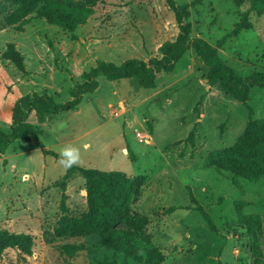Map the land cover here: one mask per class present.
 <instances>
[{
	"label": "rangeland",
	"instance_id": "rangeland-1",
	"mask_svg": "<svg viewBox=\"0 0 264 264\" xmlns=\"http://www.w3.org/2000/svg\"><path fill=\"white\" fill-rule=\"evenodd\" d=\"M73 1L87 6L82 8L90 14L71 31L15 0H0V129L11 131L20 98L47 91L58 103L69 102L71 91L86 82L84 75L99 62L148 63L180 34L181 24L167 0H98L92 11L91 0ZM175 2L187 9L184 24L191 28V40L200 38L217 48L243 78L264 72V13L251 11L250 2ZM65 15L77 14L65 9ZM246 15L251 27L239 30ZM96 81L98 88L83 94L77 110L49 114L44 123L35 111L29 116L43 131L39 140L46 150L58 155L71 143L81 150L80 165L68 173L34 140H16L0 154V227L32 231L38 254L12 249L0 264H105L104 258L114 254L116 264H139L105 246L95 247L98 236L81 243L87 250L76 261L61 250L81 245L79 238L55 235L62 202L72 217L88 210L81 169L122 171L142 183L133 209L147 223L140 236L148 242H138L144 257L159 250L162 264H254V238L241 225L235 204L244 201L245 214L261 217L257 239L264 251V179L247 183L209 164L242 135L250 111L255 119L264 118V87H254L249 105L239 102L209 85L208 68L193 49L172 74H158L153 89L141 88L135 78L99 76ZM195 204L203 206L216 232Z\"/></svg>",
	"mask_w": 264,
	"mask_h": 264
},
{
	"label": "trees",
	"instance_id": "trees-1",
	"mask_svg": "<svg viewBox=\"0 0 264 264\" xmlns=\"http://www.w3.org/2000/svg\"><path fill=\"white\" fill-rule=\"evenodd\" d=\"M27 9L38 12L41 17L58 20L61 26L71 31L89 15L82 6L73 0H15ZM87 3V0H85ZM98 0H91L88 7L92 8ZM237 6L247 2L251 4V11L262 15L264 13V0H231ZM169 6L175 11L178 22L181 24L180 34L175 41H168L160 47V58L151 59L148 63L138 59H130L120 66L114 63L99 62L84 75L85 83L78 84L71 91L72 100L58 103L47 91L42 94L24 96L18 100L13 109V123L10 132L0 129V154H5L9 146L16 140H34L43 148L47 155H59L45 149L39 140L43 131L29 122L30 114L35 111L39 122L44 123L47 115H57L63 112L77 110L83 94L95 91L98 88L96 79L106 77L109 81H120L135 78L143 89L156 87L157 75L160 73L172 74L186 53L193 49L196 56L208 68L209 85H217L225 94L249 105L254 87H264V72L253 71L248 77L239 76L227 63L224 56L207 41L196 38L191 40V28L185 23L187 9L177 7L175 0H167ZM65 9L75 15H65ZM86 11V13H85ZM67 23L68 25H66ZM248 15L237 27L239 30L250 28ZM11 56H8L9 58ZM250 111L249 121L242 135L229 148L219 150L210 161L209 166L218 171H228L238 179L247 183H257L264 179V118L255 119ZM73 168H76L75 166ZM71 168V169H73ZM68 170V173L71 171ZM86 179L88 210L79 217L69 216L66 202H62L63 217L55 228L58 238H81L88 243L92 236H98L95 247L105 246L114 253L125 254L139 264H162L164 256L159 250H151L146 257L138 247L139 240L147 243L140 235L147 227L146 220L135 214L134 206L141 197L142 183L135 178H129L122 171H101L98 169H81ZM231 179V178H230ZM232 183L238 186L237 180ZM240 187V186H238ZM192 199L194 200L193 196ZM245 202H237L235 209L239 212L240 223L254 238L253 257L254 264H261L264 251L257 239L261 229V217L257 214L247 215L243 212ZM196 211L200 212L208 221L211 229L216 232L212 219L205 212L202 205L195 204ZM175 210V209H173ZM85 244L64 245L61 250L65 255L74 258L80 251L87 250ZM35 238L29 233H14L0 227V259L9 249L18 250L25 256L34 255ZM116 254L113 259L104 258V263L116 264ZM127 259V258H126ZM128 260V259H127ZM96 264L103 262L95 261Z\"/></svg>",
	"mask_w": 264,
	"mask_h": 264
},
{
	"label": "clouds",
	"instance_id": "clouds-1",
	"mask_svg": "<svg viewBox=\"0 0 264 264\" xmlns=\"http://www.w3.org/2000/svg\"><path fill=\"white\" fill-rule=\"evenodd\" d=\"M87 147H89V145H85V148ZM58 155H59L58 163L65 170H69L74 166H78L82 163L80 148L72 145L71 143L66 144L64 147L59 149ZM21 179L25 180L26 177H21Z\"/></svg>",
	"mask_w": 264,
	"mask_h": 264
},
{
	"label": "crops",
	"instance_id": "crops-1",
	"mask_svg": "<svg viewBox=\"0 0 264 264\" xmlns=\"http://www.w3.org/2000/svg\"><path fill=\"white\" fill-rule=\"evenodd\" d=\"M31 123V122H30ZM32 124V123H31ZM35 126V125H34ZM85 193V192H84ZM67 196H69L70 197V195H69V190L67 191ZM70 201V200H69ZM85 203L87 204V200H86V198H85ZM87 207V206H86ZM8 223L10 224V225H12V220H8ZM3 228V227H2ZM8 230V229H7ZM11 230V229H10ZM30 230H28V232H25V233H32V231L31 232H29ZM15 233V232H14ZM83 241H85L84 239H81V238H79V239H77V243H79V244H81ZM11 249H9V250H7L5 253H7L8 251H10ZM36 250V247L34 248V251ZM35 255H37L38 256V254L37 253H35L33 256H35ZM80 256H78V255H76L74 258H71L72 259V261H76V258L78 259ZM38 258V257H37ZM33 258H31V261H33L32 260ZM46 260V259H45ZM56 263V262H55ZM54 263V264H55Z\"/></svg>",
	"mask_w": 264,
	"mask_h": 264
},
{
	"label": "built area",
	"instance_id": "built-area-1",
	"mask_svg": "<svg viewBox=\"0 0 264 264\" xmlns=\"http://www.w3.org/2000/svg\"><path fill=\"white\" fill-rule=\"evenodd\" d=\"M113 115L117 117L119 115L118 111H113ZM137 136L142 137L141 133H138Z\"/></svg>",
	"mask_w": 264,
	"mask_h": 264
}]
</instances>
